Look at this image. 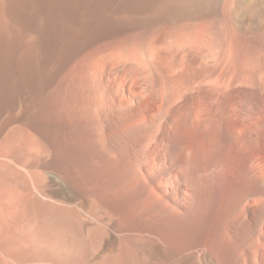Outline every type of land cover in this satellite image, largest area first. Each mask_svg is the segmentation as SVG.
<instances>
[{
	"label": "rangeland",
	"instance_id": "374dc122",
	"mask_svg": "<svg viewBox=\"0 0 264 264\" xmlns=\"http://www.w3.org/2000/svg\"><path fill=\"white\" fill-rule=\"evenodd\" d=\"M187 1L0 0V264H264V0Z\"/></svg>",
	"mask_w": 264,
	"mask_h": 264
},
{
	"label": "crops",
	"instance_id": "0c3cea01",
	"mask_svg": "<svg viewBox=\"0 0 264 264\" xmlns=\"http://www.w3.org/2000/svg\"><path fill=\"white\" fill-rule=\"evenodd\" d=\"M27 156L16 153H7L4 155L3 162L0 164V193H14L17 191L19 193H27V190L34 187V174L37 173L38 177H43L44 169H39L38 171L28 170V165L26 164ZM38 183H41L38 180ZM49 206V205H48ZM45 204L43 202H31V201H20V202H8L0 200V211L9 209L27 210V209H37L43 210ZM25 217L26 215L22 213L18 217ZM1 218V215H0ZM22 232V231H19ZM40 232V231H39ZM3 239L0 238V241ZM41 240V239H36Z\"/></svg>",
	"mask_w": 264,
	"mask_h": 264
},
{
	"label": "bare ground",
	"instance_id": "6f19581e",
	"mask_svg": "<svg viewBox=\"0 0 264 264\" xmlns=\"http://www.w3.org/2000/svg\"><path fill=\"white\" fill-rule=\"evenodd\" d=\"M170 1H173V0H170ZM175 1V0H174ZM181 1V0H180ZM187 1V0H186ZM177 2H178V0H177ZM191 2H194V1H191ZM199 2H200V0H199ZM205 2V1H204ZM174 3V2H173ZM185 3V2H184ZM205 3H207V2H205ZM183 4V3H182ZM186 5V8L185 7H181L182 5L181 4H179V2H178V5H181L178 9H179V11H181L180 9L182 8V10L183 11H185V13L186 12H188V13H190L191 12V16L194 18V16L196 15H194V13L192 12V8H191V6L193 7V5H191L190 6V1L188 2H186L185 3ZM195 4V3H194ZM177 5V4H176ZM200 6H201V4H200ZM175 7V6H174ZM173 7V8H174ZM184 8V9H183ZM177 9V7L175 8V10ZM194 10V9H193ZM197 10H198V8H197ZM178 11V12H179ZM195 11V10H194ZM199 11V10H198ZM176 12V11H175ZM200 12V11H199ZM203 12H205V11H203ZM202 12V13H203ZM177 13V12H176ZM182 13H184V12H182ZM182 13H179L180 14V16H182V15H184V14H182ZM202 13H199V14H202ZM178 14V15H179ZM182 14V15H181ZM198 14V12H197V15H199ZM177 15V14H176ZM204 15V14H203ZM188 16V15H187ZM190 16V15H189ZM199 16H201V15H199ZM178 17V16H177ZM184 17V16H183ZM197 17V16H196ZM180 18V17H179ZM185 18V17H184ZM183 18V20H185ZM187 18V17H186ZM189 18V17H188ZM191 18V17H190ZM197 19H200V20H202L203 18H197ZM189 20H191V19H189ZM194 20V19H193ZM192 21V20H191ZM252 106V105H251ZM252 108V107H251ZM260 110V109H259ZM256 112V111H255ZM250 115V114H249ZM251 116V115H250ZM210 125H211V123H210ZM215 126V125H214ZM214 134V133H213ZM220 141V140H219ZM237 184V183H236ZM117 197H119V196H117ZM148 199V198H147ZM143 206V205H142ZM262 206V205H261ZM142 209V208H141ZM146 210V209H145ZM27 213V212H26ZM25 214V213H24ZM29 214H27L26 216H28ZM30 217V216H29ZM27 223V222H26ZM27 225L28 224H26V227H27ZM23 226H25V224L23 225ZM236 226V225H235ZM25 227V228H26ZM28 228V227H27ZM236 231H238V230H236ZM24 232H28L27 231V229L26 230H24ZM33 233V232H32ZM37 234V233H36ZM238 234V233H237ZM250 234V233H249ZM242 236V235H241ZM231 238H232V236H231ZM245 239V238H244ZM57 240V239H56ZM61 240V239H60ZM59 241V240H58ZM58 241H56V242H58ZM39 242H41L42 243V241H40V240H36V242H32V243H34V246H33V244H32V246H33V251L34 252H32L31 251V253H34V254H32V255H25L24 257H22V258H16L15 259V261L17 262V263H19V264H27L28 262H31V264H33V262H35V259H37L38 257L39 258H41V256H38V254H36L35 252H44L45 251V249L44 248H42L41 246H40V243ZM49 242V241H48ZM50 242H51V240H50ZM65 242V241H64ZM233 242V241H232ZM44 243V242H43ZM62 243V242H61ZM237 243V242H236ZM46 244V243H45ZM57 244V243H56ZM55 243L54 244H51L50 243V245H48L49 247H48V251L49 252H55L54 253V255H60L61 254V252L60 251H62V250H60V249H58L57 247V245H56ZM239 245V244H238ZM241 245V244H240ZM237 247V246H236ZM241 247V246H240ZM61 249H63V248H61ZM89 251V250H88ZM94 252V251H93ZM231 252V251H230ZM43 255H46V253L44 254V253H42ZM49 254V253H48ZM51 256V255H50ZM50 256L48 255V257L50 258ZM92 257V253H87V255L85 256V258H88V259H90ZM28 258H34V260L33 259H29L28 260ZM46 259V258H45ZM48 259V258H47ZM33 260V261H32ZM43 260V259H42ZM39 262V261H38Z\"/></svg>",
	"mask_w": 264,
	"mask_h": 264
}]
</instances>
